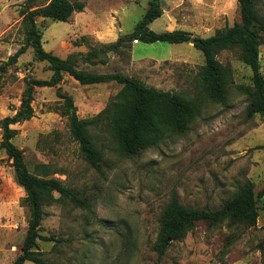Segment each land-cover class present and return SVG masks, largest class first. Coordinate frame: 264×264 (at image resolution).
<instances>
[{
    "label": "rangeland",
    "instance_id": "1",
    "mask_svg": "<svg viewBox=\"0 0 264 264\" xmlns=\"http://www.w3.org/2000/svg\"><path fill=\"white\" fill-rule=\"evenodd\" d=\"M84 3L68 22L37 18L43 49L61 59L115 42L130 34L149 0H68ZM25 0H0V124L20 106L29 79L47 80L52 73L27 49L8 60L24 44L20 10ZM264 13V0H262ZM240 21L236 0H162V15L149 25L156 33L181 30L206 38ZM264 77V41L259 47ZM228 73L225 103L208 98L200 80L205 62L194 43L135 42L122 55L106 54L79 71L121 74L148 88L180 94L196 106L199 117L182 134L166 133L136 157H123L103 128L88 131L102 162L92 168L71 137L61 95L72 98L76 115L94 121L121 90L115 82L80 85L64 75L54 88H36L33 117L12 126L13 144L22 151L31 174L52 178L87 201V208L67 199L44 206L47 216L36 251L50 264H264V198L258 202L254 227L209 226L199 222L179 241L166 245L158 260L160 220L175 195L188 208L217 209L243 184L255 194L264 189V119L248 117L252 71L235 50L216 56ZM2 130L0 128V142ZM25 193L14 179L11 161L0 149V264L20 255L29 211ZM55 198L58 196L55 194ZM24 264H33L26 262Z\"/></svg>",
    "mask_w": 264,
    "mask_h": 264
},
{
    "label": "trees",
    "instance_id": "2",
    "mask_svg": "<svg viewBox=\"0 0 264 264\" xmlns=\"http://www.w3.org/2000/svg\"><path fill=\"white\" fill-rule=\"evenodd\" d=\"M236 2L240 12L239 22L231 27L216 30L206 38H193L190 33L181 30L162 33L150 30L149 25L162 15V0H149L148 8L130 34L120 36L113 43L100 45L85 55L75 54L61 59L43 49L42 34L37 28L36 19L66 23L74 13L84 9V3L68 0H25L20 10L24 44L9 58L8 63L15 64L30 48L34 59L45 63L52 75L47 80L29 79L22 93L19 108L13 116L4 118L0 124L2 130L0 149L4 150L11 161L15 182L25 193L23 203L29 211L21 253L12 264L26 262L50 264L35 250L37 241L54 240L52 237H42L39 234L41 222L47 216L43 210L45 205L57 199H67L77 207H88L85 199L58 180L31 174L22 151L12 142L16 134L12 126L33 117L32 101L36 88H54L62 82L64 75L83 86L115 82L122 87L112 102L90 122L77 117L72 98L60 96L63 99L64 115L68 119L71 137L79 145L84 160L95 169L99 168L102 156L88 131L89 125L103 124V128L109 132L115 144L116 151L123 157L131 158L154 147L166 133L182 134L199 117L197 107L178 93L148 88L139 80L121 74L79 71L78 62L93 64L108 53L122 55L133 41L145 44L158 42L182 44L192 39L194 47L204 58L205 65L201 70L200 80L205 87L206 95L212 101L223 105L227 94L228 73L217 61L216 56L225 50H235L239 60L252 71L251 101L247 108V116L259 115L264 119V77L259 64V47L264 41L262 0ZM4 71L3 66L0 72ZM55 194L58 198H55ZM263 198L264 189L255 194L250 182L241 185L217 209L188 208L172 195L160 220L158 243L155 246L158 260L163 256L168 243L182 239L199 222L209 226L227 222L229 226L254 227L258 219V202Z\"/></svg>",
    "mask_w": 264,
    "mask_h": 264
},
{
    "label": "water",
    "instance_id": "3",
    "mask_svg": "<svg viewBox=\"0 0 264 264\" xmlns=\"http://www.w3.org/2000/svg\"><path fill=\"white\" fill-rule=\"evenodd\" d=\"M190 43H194V41L191 39V40H190Z\"/></svg>",
    "mask_w": 264,
    "mask_h": 264
}]
</instances>
